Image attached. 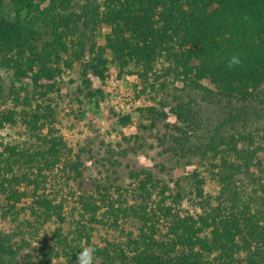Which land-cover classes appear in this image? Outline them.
<instances>
[{"label":"rangeland","instance_id":"1","mask_svg":"<svg viewBox=\"0 0 264 264\" xmlns=\"http://www.w3.org/2000/svg\"><path fill=\"white\" fill-rule=\"evenodd\" d=\"M86 3L87 0H0V111L13 110L17 120L16 124L0 129V165L4 161L12 163L8 151H4L7 146L17 147L19 154L25 151L30 154L43 146L42 139L61 140L70 150L65 152L61 165L54 169L44 191L39 193H44L58 207L51 212L49 221H37L31 214L32 197L22 199L9 213L7 209L11 203L0 194V232L12 239V250L18 251L20 264H41L37 249L45 243L50 249L61 247L56 241L57 234L60 238L67 237V244L72 247L75 243L71 239L77 233H90V243L100 248H118V244L125 243L122 250L131 251L133 247L135 251L129 241L142 234L140 228H147L131 211L140 205H146V212L155 215L150 223L161 235H167L171 223L178 217L198 219L218 206L228 207L227 201L216 199L222 186L216 177L221 163L209 148L214 145L210 144L212 138L219 142L214 130L226 121L227 113L235 114L234 109L252 107L254 112L248 110L247 114H241L250 123L244 127L237 124L234 130L222 128L221 134L225 138L234 135L237 139V133L245 137L250 133L255 148H259V157L264 155V108H261L264 107V80L260 78L259 68L255 67L257 63L231 69L226 65L214 67L209 74L224 85L221 88L209 76L197 80L199 85L213 92L233 88L259 91L257 96L262 104L247 101L242 106L232 99V111L223 112L220 105L202 102L200 86L185 88L176 80L174 73H169L174 64L163 57L149 69L131 63L122 71L106 48L109 25L103 21L95 27L92 23H87L86 27L81 22L72 23L74 15L79 16L80 8ZM66 4H70L67 9ZM199 7L203 9H189L185 4L181 7L186 12L181 17L187 27L178 44H172L180 58L183 52L188 55L199 50L208 52L206 38L218 40V26L243 21L244 14H250L249 20L252 16L259 23L264 22V4L256 0H201ZM221 8H226L227 17L216 14ZM162 10L163 7H157V11ZM158 19V16L154 18L155 23ZM137 44L142 45L138 41ZM211 46L216 48L217 45L211 42ZM100 56L107 59L103 81L87 67L91 64L100 72L103 68L99 64ZM7 60L11 63H5ZM187 60L186 56L182 59L183 62ZM191 62L193 66L199 64L194 56ZM190 78L195 80L193 75ZM178 98L188 103L185 110L192 122L188 128L176 120L174 108ZM222 104L227 103L223 101ZM33 116H37L34 129L26 124ZM174 126L180 128H171ZM185 134L189 139L182 145L174 141L175 138L184 140ZM243 144L240 147L250 146L247 140ZM109 154L113 155L112 161L102 165L101 160ZM76 161L83 164L79 177L66 169ZM18 167H13V171ZM142 169L150 171L167 188L162 204L159 187L150 195L151 200L143 201L147 196L139 189L143 177L130 178L131 173ZM242 171L241 168L233 170L234 185H230V193L236 191L238 195L236 198L229 195L227 199L239 207L249 202L251 210L261 211L264 207H259L258 197L264 192ZM256 176L264 179V173ZM96 186L100 187L101 195ZM198 186L202 189V198L196 195ZM24 187L22 185L20 190ZM79 197H91L98 206L96 213L90 211L93 205L86 212L78 203ZM108 202L112 203L113 210L106 207ZM162 206L172 208V216L166 217L160 211ZM81 216L84 227L76 225L82 222ZM230 230L229 236L241 247L240 236L236 230ZM152 238L158 242L163 239ZM84 246L83 240L80 247ZM240 247L237 258L245 259L248 253ZM132 253L128 256H133ZM27 255L31 257L26 259ZM67 261L64 256L59 261L54 260V264H67ZM95 264L100 261L95 259Z\"/></svg>","mask_w":264,"mask_h":264},{"label":"trees","instance_id":"2","mask_svg":"<svg viewBox=\"0 0 264 264\" xmlns=\"http://www.w3.org/2000/svg\"><path fill=\"white\" fill-rule=\"evenodd\" d=\"M200 1L146 0L140 2V0H102V2H99V0H87V3L80 8L79 16L74 15L75 20L72 23L78 24L81 22L84 27L87 26V23H92L95 27L98 22L103 21L109 25L110 33L106 37V48L112 54V61L117 63L122 71L127 69L131 63L135 66L144 65L149 69L155 61L163 57L165 61L174 64L175 67L170 68L169 73H174L176 80L178 79L185 88L200 86L202 102L220 105L223 112L232 111L231 108H234L231 103L232 99L237 100V103L242 106L247 101H256L262 104L259 96H257V94H260L257 89L241 91L240 88H233L225 92L220 90L219 92H213L199 85L197 80L205 79L207 76L212 79L211 74H209L211 70L214 67L226 65L228 56L233 53L241 54V59L244 62L243 67L247 64L257 63L255 67L259 68L260 78L264 80V22L259 23L252 16L249 20L250 14L247 13V15L244 14L246 18L243 21L230 26H218V40L206 38L208 52L199 50L198 53L191 52L189 55L187 52H183L181 58L174 52L172 44H178V39L183 36L182 34H185L187 27L181 17L186 13L181 9L182 5L185 4L186 7L193 10L203 9L199 7ZM244 1L247 2V0ZM256 1L264 4V0ZM160 6L164 10L157 11V7ZM68 7H70V4H66L65 9ZM89 9L91 11L88 15ZM216 14L225 18L229 13H226V8H221L216 11ZM156 16L159 19L155 23L154 18ZM158 23L161 24L154 27V24L157 25ZM137 41L142 43L140 47ZM211 42L217 45L216 48L211 46ZM185 56L189 60L183 62L182 59ZM192 56L196 57L199 62L198 65L193 66ZM99 61V64L103 67L100 72L91 64H88L87 67L93 75L103 81L105 79L103 71H105L107 59L100 56ZM188 62H190V65ZM5 63H11V60H7ZM181 68L182 70H180ZM191 75L195 77V80L190 78ZM212 81L218 88L224 86L214 79ZM223 101L227 104H222ZM25 103L29 105L27 100ZM187 106V102L178 98L174 114L176 120L188 128L192 125V122L191 117H188L189 113L185 110ZM248 110L254 112L252 107L248 109L243 106L241 109H234L235 114L227 113L228 118L226 121L214 130L217 134H215V137L219 136V142L214 138L210 142L214 145L209 150L214 153V157L218 158L221 163V168L218 170L216 177L222 186L216 199L227 201L229 203L228 207L221 208L218 206L216 210H212L206 216H201L198 219L178 217L176 221L172 220L173 223L168 228L167 235H161L159 230L155 229L154 225L150 223L151 218H154L155 215L146 212V205H140L137 208H131V211L134 213L135 218L139 219L143 226H147V228H140L139 232L142 234L139 233L140 235L134 236V240L129 241L134 245L137 255L134 254L133 247L131 248L133 253L122 250L125 243L118 244L120 246L118 248H100L90 243V233L83 232L84 234L77 233L75 238L71 239V242L75 243L73 247L67 244V237L60 238V234H57L58 239L56 241L61 244V247L53 246L50 249L45 243L43 247L37 249L40 255L39 262L41 264H54V260L59 261L60 258L66 256L68 258L67 264H75L76 255L81 250L80 245L84 240L85 246L90 245L97 248L96 259L100 261V264H264V208H261V211L258 208L251 210L249 202L239 207L232 200L227 199L229 195L232 198H236L238 195L236 191L230 193V185H234L232 172L237 168L243 169L242 172L249 176L253 185H259L262 188L261 191L264 192V179L261 176H256V174L264 173V155L262 158L259 157V148H255L252 134L249 133L245 137L237 133V139L234 138V135L225 138L221 134L222 128L230 127L234 130L237 124L244 127L245 124L250 123L245 117L241 116L242 113L247 114ZM15 115L16 112L13 110L0 111V129L5 125L16 124ZM26 124L33 129L37 127V116H33L32 121L29 120ZM171 128L179 129L180 127L174 126ZM185 135L187 137L184 140L175 138L174 141H180V145H182L183 142L189 139L188 135ZM246 140L249 141L250 146L240 147ZM41 143L43 146L41 145L42 147L38 151L36 148L30 154H28V151H25V154H19L20 152L15 146L5 147L4 151H8L9 158L13 160L12 163L4 161L0 165V194L11 203L9 209H7L9 213L15 209V205L20 203L22 199L32 197V206L34 207L30 206L31 214L37 218V221L42 219L49 221L52 217L51 212L57 210L58 207L54 206L44 193L41 195L39 193L44 191L54 169L61 165L62 158L66 156L65 152H70V150L61 140L42 139ZM221 146L222 148H220ZM195 150L201 151L199 148ZM195 150L193 151L195 152ZM112 156L103 158L100 163L106 165L107 162L112 161ZM15 158H18L19 161H16ZM237 161L239 164H237ZM114 162L115 160L113 164H115ZM13 167H18L16 172L13 171ZM67 167L69 173L79 177L83 164L76 161ZM23 168L26 172H18ZM253 168L257 171H251ZM140 177H143V180H140L139 189L145 196L147 195L143 198V201L151 200L152 196L150 195L159 187L158 193L161 196L162 204L165 200L167 188L150 171L142 169L138 173L130 174L132 180L140 179ZM22 185L25 187L21 191L20 187ZM99 189L100 187L96 186L97 193L101 195ZM256 193L257 191H254V194ZM196 195L199 198L203 197L202 189L199 186L196 189ZM222 195L225 196V199L222 198ZM258 200L261 201V204L258 203L259 207L261 205L264 207V195L259 196ZM173 201L176 202L175 199ZM78 203L82 204V208L86 212L91 205L94 206L90 210L93 214L98 210V206L91 197H79ZM205 204H208V201ZM106 207L113 210L111 202H108ZM160 211L164 212L166 217L172 216V208L162 206ZM59 219L62 221L63 218L59 216ZM82 219H84L83 216H81ZM83 222L84 220L77 222L76 225L83 226ZM230 229L236 230V233L240 236L242 248L229 236ZM142 230H145V232ZM169 235H174L175 238H168ZM153 236L163 239L158 242L152 238ZM108 245L112 247L113 244ZM238 247L247 251L248 254L245 259L237 258L239 256ZM12 249V239L0 232V264H20L17 260L18 251ZM128 253H132L133 256H128ZM142 253L144 254L141 255ZM30 257L31 255H27L26 259ZM58 264L62 263L58 262Z\"/></svg>","mask_w":264,"mask_h":264},{"label":"clouds","instance_id":"3","mask_svg":"<svg viewBox=\"0 0 264 264\" xmlns=\"http://www.w3.org/2000/svg\"><path fill=\"white\" fill-rule=\"evenodd\" d=\"M243 65L240 53H233L227 58L226 66L231 69ZM97 248L94 246H84L76 255L75 264H95Z\"/></svg>","mask_w":264,"mask_h":264}]
</instances>
